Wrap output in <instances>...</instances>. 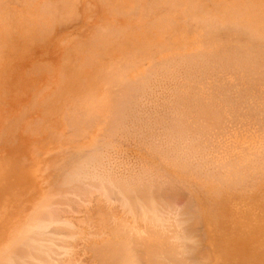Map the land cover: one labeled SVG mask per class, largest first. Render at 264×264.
<instances>
[{
	"label": "rangeland",
	"instance_id": "1",
	"mask_svg": "<svg viewBox=\"0 0 264 264\" xmlns=\"http://www.w3.org/2000/svg\"><path fill=\"white\" fill-rule=\"evenodd\" d=\"M156 1L153 0L152 1L150 0H0V255L1 256L5 251L9 250L8 248L11 247V245H13V244L10 245V242L13 243V240H11V234L13 232L11 231V233L9 234V229H10L9 221L14 219L13 227L14 228L16 227L19 231H21L23 226L26 223H28V221L30 222L29 220L30 217L32 216V214H34L33 212H35V210L39 207V205H40L39 209L40 210L42 209L41 210L42 212H48V211L50 213L52 212L51 214H53L55 217L54 218L55 221L54 222L52 221L53 223L51 222L50 225H48L47 228L45 229L46 232L43 236L48 238L47 240L44 241L47 243L44 242L43 243L49 245L48 247L51 250H53L49 252V255L50 257L53 258V260L55 259L53 263L54 262L56 263L58 261V264L60 262H61L60 264H100L98 258L95 256V254H93L95 253L94 251L95 249L92 250L94 251L92 252L90 249L91 247L89 246L88 243L92 245V243L95 244L97 241V244H100L101 238L104 236L105 238H102L101 243L105 244L104 242L105 241L108 242L107 240H109L107 239L108 237L107 235L112 236L111 234L108 233H113L114 229L118 227L119 229L115 230L114 233L119 234L121 229V233H120L121 236L122 233H124V231L125 233L123 234V236L125 234L128 235L129 233L128 228L133 227L134 224L137 225L139 223L138 227L137 226L135 227L137 230L139 228V231H137L138 233L140 232L141 229L143 230V228H145L144 226L146 225V223L145 222L142 223L143 220L140 214L142 213L143 210L142 211L140 210L141 211L140 212L138 210L140 206L136 204L138 198L137 197L135 198L134 194L137 192L138 194L139 193L141 194V193H145L146 191L148 195L150 194V196L153 197L159 194L155 198H158L160 196V198L158 199L160 200V202L162 203L164 202L163 209L166 208L168 209L169 212L167 211V209L163 211L164 215L162 214L161 211L160 212L164 217L169 215V217L171 218V221L169 220V225H171L172 223L175 225V223L177 222L176 221L177 218L179 220L188 219V222L185 221L184 225L189 226L190 228L191 226L190 224H192L194 215L197 212L196 210L198 211L200 210V212L202 211V214H204L209 221L213 222V220L215 219L218 220L220 216L219 214L215 213V209H217V206L225 205V203H229V202L241 203L244 208V214L247 213L256 214V212L258 215L261 213L264 214L263 213L264 212L263 210L264 209V184H263L264 178H262L264 177L263 174L264 173V165H263L264 164L263 163L264 162V157H263L264 156V151H263L264 150V144H263L264 143V124H263L264 122V116H263L264 115V107H263L264 106V97H263L264 47H263V43L261 45L258 44L261 43L260 41L261 38L262 41L264 39L263 36L264 35V30H263L264 0H192V1L174 0L175 2L173 4H171L173 2L172 0H171L172 2L170 0H158L159 1V2L157 1L158 3ZM162 1L163 2L166 1L167 3H163ZM168 1L171 2L170 6H168L169 4ZM200 1L203 7L202 5H199ZM188 2L190 4H188ZM247 2L248 4H246ZM154 3L157 6L154 5ZM175 4H177L178 6H176ZM243 4L245 6H243ZM197 5L201 6L200 8H197V10L199 9L198 13L195 12L197 11L196 10ZM247 5L248 7H246ZM154 6H156L157 8L156 7L154 8ZM194 6L196 7L194 8ZM150 7H152L153 9H151ZM236 7L239 8L237 9ZM205 9L207 10L208 14L207 12L203 14V11H205ZM215 9L217 11H215ZM253 17L255 19V22L254 20H252ZM212 18L214 19L213 22H212ZM208 20L210 23L206 22ZM223 20H226V22H224ZM230 20H232L234 23L231 22ZM215 21H216L215 23L216 26H214ZM227 21L230 22V24ZM223 22L224 24L227 23L229 25L231 24L236 25L237 23V26H239L238 27L239 31L243 28H244L243 30H246L247 26L248 27L252 26L248 28V31L251 30L252 28L250 34L252 33L255 34V36L258 35L260 36L259 33H261V36L263 37L260 36L256 38L254 36L256 39L255 42L253 41L252 43L254 37H252L251 34L250 37L252 38V40H250V43H248V41L245 40L247 41V44H245L243 41L245 37L242 36L243 31L241 30L242 31L241 35H239L236 33L238 32L237 31L238 29L235 26L231 28L229 27L230 28L229 29L226 27L228 26L227 24L225 25L226 29H223L222 26ZM206 24L210 25V27L213 24L210 30ZM110 25L112 27L115 26V28H111L113 29L112 32L111 29H107L106 27L108 26V28H110L111 27ZM240 25L242 26V28H240L241 27ZM220 26H222V28ZM233 28L235 29L233 30ZM255 28H258L257 31ZM106 29L110 30L107 33L108 34L107 36H109L110 34L109 38L105 36L106 33L105 34L103 33V32H107ZM114 29L116 31H114ZM253 29L254 31L257 32V34L253 31ZM235 30L236 32H234ZM231 33H235V34H231ZM100 34H101L100 38L97 39V37H99ZM250 34H248L247 36L249 37ZM240 36H242L241 39ZM102 38H104L105 40ZM221 38H225V39L220 40ZM237 38L239 39V41ZM257 39H259L260 42L257 41ZM160 40L162 41L164 40V41L163 42L161 41L159 43ZM226 43H228V45ZM215 44L218 45L216 46ZM240 45H242L245 48L242 49V46ZM215 47H217V49H215ZM233 48L239 50L242 49V50L237 51L236 49ZM252 49L255 51V53H253L254 51H252ZM258 49L260 52L258 51ZM235 50L237 53L235 52ZM207 51L209 52V54ZM203 52L206 58L204 57V55L203 57L206 60L203 59L202 62L204 61L208 62L207 59H209V57L207 56L211 54H213L211 55L212 57L210 56L211 59L216 58V60L220 59L219 57L221 56V54L222 57L224 55L227 56L223 57L224 61L222 57H221L222 60L220 61L219 60L216 61L214 59L216 64H214L215 63L214 60L210 59L209 62L210 61L212 62L210 63L208 62L209 66L207 65L208 63L207 64L202 63L201 65L199 64L201 62H198V60H201L202 57L201 54H203ZM238 52H240V54L242 53L241 56L240 54H238ZM243 52L246 54V56L249 55L248 57H246L248 59H244V61L248 60L247 63L242 62L243 60L242 57L245 58V54H243ZM198 53L199 56H201L200 59L199 56L197 58ZM233 53H235V55L236 54L239 55L241 58L239 56L237 57V55L236 56L234 55L235 56L234 58V56L232 55ZM186 54L188 56L196 55L195 57L197 58L196 64H198L197 66L200 65L201 68L195 66L197 67V69H195L194 65L196 60L195 61L192 60L194 62L193 66H192L193 63L189 62L190 59L187 60L185 58V60H183ZM258 55L260 56L258 57ZM216 56L219 57L217 58ZM179 57L182 58L181 65L178 64L179 61H181L179 60L180 59ZM195 58L191 57V59H195ZM253 58L255 59V62L258 61L260 65L258 63H254ZM230 59H232V61L234 62L230 61ZM222 61L223 63L226 61H230L232 63L226 62L223 65ZM235 61L239 67L236 68L237 66L234 65L235 66V67L233 66L234 70H232V65L233 63H235ZM163 62L164 64H162ZM183 62L185 64H183ZM187 62L189 64H187ZM229 63L232 65L231 67L228 66V68L230 67L232 71L227 67H225L226 64L230 65ZM167 64L169 65V68L165 66ZM220 64H222L225 67V70H223L224 67L221 68L222 65L220 67L221 69H218L219 68L218 66H220ZM246 64L250 66L252 65V68L255 69L250 68V66L248 67ZM253 64H257V67L254 66ZM182 65H184L185 67ZM186 65H188V67L191 66L190 68L194 67V69L197 70L196 73L193 68L192 70L190 68L187 69ZM206 65H207V69L215 65L216 67L214 66L212 68L216 70H213L211 68L210 69L216 72H213L211 70H209V72L206 71L207 70ZM240 65H245L244 68L246 69L243 68L244 73L248 69L247 72L249 73L246 72L247 75H244L242 69H240L242 73L238 71L239 68H242V66ZM163 66L168 68V70L163 68ZM124 67H126V69ZM202 67L205 68L206 70H204ZM108 68L112 73H108L109 72ZM198 68L201 71L203 69L204 72L199 74L200 70ZM249 68L255 71H252ZM185 69H187L186 71H188L189 69L191 71L185 73L184 72ZM117 70L119 71V73ZM251 71L254 72L251 73L252 76H250ZM231 72L232 73L234 72L236 74L232 75ZM260 72H263V74ZM106 75L108 76L106 77ZM224 75L226 76V78H224L225 77ZM229 75L231 78L229 77ZM213 76L216 81L213 79ZM235 76L238 78H235ZM240 76H241V81H243L244 85H242L243 83L241 81L240 84H238L240 80L239 79ZM221 78L224 82H222ZM249 78L250 80H248ZM251 78L253 79L255 78L254 81H252L253 79ZM261 78H263V80ZM228 80H230L229 81L230 84L228 83ZM257 80L262 82H259ZM135 81H137V83ZM139 81H141V84H139L140 83ZM199 81L201 84L199 83ZM128 82H130V84H127ZM215 82L218 83V85L214 84ZM258 82L260 86L257 85ZM186 83H188L189 85ZM221 83L223 84L221 85L222 87L220 86ZM124 84L127 85V87L128 85H130V87L131 85L132 86L133 85L137 86V84L139 85L136 88V91H132L134 94L132 93L130 94L131 96L128 97L130 99L128 98H126V100L124 99L127 96L126 94L125 97L123 95L124 94L123 91L127 89L126 87L124 90L125 87ZM250 84L253 87H251ZM261 85L263 87H261ZM231 86L232 87L234 86V88H232ZM236 86H238L237 90L235 89ZM215 87L217 90L215 89ZM129 89H135V88L132 87L128 88L127 89L128 92L130 91ZM209 91L210 93H208ZM225 91L226 92L229 91V92L226 93ZM248 91H249V95L247 94ZM92 93L94 96L92 95ZM218 93L221 94L219 95ZM231 94H233L234 96ZM88 95L89 98L87 99ZM90 96L93 98H91ZM258 96L261 98H259ZM247 98H249L250 100H248ZM214 99L216 101H214ZM244 99L246 100L244 101ZM256 99L258 102L256 101ZM117 100H119V102ZM260 100L263 103H261ZM81 101L83 102L81 103ZM219 101L223 103L221 104ZM243 102L244 103L246 102L247 104L246 103L244 104ZM256 102L258 104H255ZM230 104L232 108L230 107ZM260 104L263 106H261ZM115 105L117 106L116 108ZM120 106H121V111L119 112ZM92 107L95 109H93ZM203 107L205 109H203ZM220 107L223 109V113ZM181 108H183V110ZM92 109L94 110V112ZM201 109L203 110L201 111L202 113L200 112ZM167 110L169 113L167 112ZM114 111L115 113L118 112L119 114L117 113L118 115H116ZM78 113H80V115ZM258 113H261L260 116L258 115ZM81 115L83 116V118ZM89 116L92 118H89ZM113 117H115L116 119ZM216 117L219 118L217 119ZM78 118L80 120H78ZM86 118H88L89 122ZM172 119L173 122H171ZM182 123L183 124L186 123V124L183 125ZM112 124L113 126L114 125L116 126L109 127ZM180 126H182V128ZM122 127L125 128L121 129ZM161 127L163 129H160ZM172 129L173 132L170 131ZM210 131L213 133H211ZM168 133H170L171 135L170 134L168 135ZM171 136L172 138H170ZM166 139L168 140V142ZM155 147H157L158 149ZM179 151L182 152L180 153ZM87 152L89 154H86ZM177 152L179 153L177 154ZM81 153H83L84 155L83 158H85V154L87 156L90 155V157L94 156V160L93 159L90 160V166L91 165L92 166L91 169H88L89 173L88 171H86L87 172L86 175L80 176V178H82L81 180L77 176L79 180L75 179L76 177H74L73 180L68 178L67 180L69 182L66 181L67 183L62 185L59 182H56V181H60L58 180L60 178V176L58 175L60 171H63L66 168H70V166L72 167V165L75 162L74 160H78V158L82 157ZM204 153H206V155ZM174 154H176L177 156ZM248 154L250 155V157ZM256 154H258V158ZM165 156H167V158ZM172 157L174 159H172ZM205 157H207V159ZM259 158H261L263 162ZM242 159H244L246 162L243 161ZM247 159H249L250 162ZM252 160H254L255 162L253 163ZM231 161H233V164L231 163ZM251 161L254 164V167L258 169L257 172L256 169L252 167L253 164L251 163ZM219 162L222 165L220 167L218 165ZM221 162L225 163L226 165L222 164ZM236 162L237 165L238 164L239 165L235 167ZM99 163L102 165H99ZM213 163L214 165H212ZM250 163L251 165L249 166L248 164ZM229 164H232L231 166L234 165L233 167L235 168H232L230 166L232 168L231 170V168L228 167ZM240 164L243 167L245 166L244 168L247 170L244 171V168ZM257 165H260L258 167L261 168L259 169ZM90 166L88 164V167ZM212 166H213L212 168L213 170L211 169ZM239 166H241L239 168L240 171L244 172L245 174H247L246 172H250V169L252 170L253 168L255 171L254 170L251 171L250 172V174L252 173L251 175H253V173L255 172L259 175L260 174L259 172H261L263 176H261L260 174V176L257 177V174L255 173L254 174L255 177L252 176L251 179V175L249 173H248L249 175L247 174L245 176L241 174L242 172L238 173ZM246 166H248L249 169L246 168ZM58 167H60L61 169ZM104 167L106 168V170ZM219 168L220 169L222 168V172H220L221 170H218ZM223 168L224 169L226 168V170H224ZM95 169H97L98 171L97 170L95 171ZM216 169L218 170V173ZM228 169L231 172L229 173V175L227 174L228 175L227 176L225 172ZM233 169H235V171ZM261 169L263 171H261ZM229 170L226 173H228ZM202 171H204V173ZM96 172L98 173L97 175ZM141 172L143 173V175L139 174ZM235 172L237 173L234 176L235 178H233V173L235 174ZM147 173H149V175ZM203 174H205V176ZM219 174H222V176H220ZM102 175H106V176L109 175L108 177L110 178V180L108 177L106 176L103 177ZM122 175L125 178L124 180ZM145 175L149 177H147L146 180H143L145 179ZM152 175L155 177L153 178ZM242 175L243 178H241ZM62 176L63 175L61 174V177ZM130 176H132L133 179H135L134 182ZM135 176H137L138 180ZM217 176L219 177V179L222 177L221 179L222 181H224V183L221 182L220 179L219 183L222 184L221 185L217 184L218 183L216 180L218 178ZM236 176L239 177L238 178V181L240 180L239 182L235 180ZM98 177L102 179L101 180L102 184ZM119 177H121L122 182L123 181L124 182L122 183L121 180L120 181L115 180V181H117V183L121 182L120 184L123 185L124 183H126L127 178L130 179V181L127 180L128 184L127 183L125 184L127 185L126 188L124 187L125 190L122 188L126 193L122 191L121 189L122 186H120L119 183H118L119 185L118 187L120 189H117L118 188L117 186L116 188L114 187L117 184L114 185L113 183L112 185L114 186H112L109 183L112 178H113L112 181H114V179L119 180L120 179ZM215 177L217 178L215 179ZM227 177L230 178L226 180ZM244 177L245 178L249 177L250 180L249 178L245 179ZM232 179H234L236 182ZM70 180L72 182H70ZM136 181L139 185H141V187H139V185L135 183ZM138 181L142 183L145 187L142 186V184H140ZM142 181L143 182L145 181V183H143ZM232 181L235 182L237 185L233 184ZM85 182L88 183L89 187H87L88 185ZM132 182L134 184H132ZM225 182L228 186L232 184L231 186L234 187H228L225 184ZM94 183H98V184H94ZM99 183L100 185H102V188L104 190L105 189L107 190V192L105 190L106 194H104L101 191V186H99ZM128 185L130 186L129 187L130 189L128 188ZM131 185H133L132 186L133 192L131 190ZM54 186L56 187L58 186V188H56L57 190H55ZM226 186L228 188H226ZM62 187L63 189H61ZM78 187H80L81 189H78ZM155 187L157 189L159 187V190L155 189ZM52 188L55 191L54 190L51 191ZM84 188H86L87 190ZM224 188L226 189L225 192H224L225 190ZM68 189H70V193H68L69 192ZM114 189L117 190V193ZM126 189L129 190L127 191ZM148 189H150L151 191L147 192ZM79 190L81 191V193L79 192ZM85 190L87 191V194ZM88 190L93 194L90 193ZM118 190L125 193L122 195L123 196L125 195L127 198L129 197L128 198L129 200L131 197L132 200V201L130 200L131 203L135 202L134 204H136V207L133 208L132 210L136 209L137 210V211L135 210L136 214H138L137 212H139L138 219L141 218L140 220H138L137 218H133L134 217L133 215L135 214L133 215L131 214V216L133 217L130 216L129 212H131L132 207H130L129 212L126 211L128 209H126L125 206L122 205V203L125 204V202H127L126 205L127 204L129 205L130 202L129 200H127L126 197L125 199L127 201L124 202L121 199L120 197L121 194L118 192ZM49 191L51 194L49 193ZM74 191H76L75 194ZM214 191L216 192L214 193ZM218 191L220 194L218 193ZM152 193L153 195H151ZM154 193L156 195H154ZM216 193H218V195ZM117 194H120V196ZM127 194L129 196H127ZM138 194H136V196ZM144 195L143 197H146ZM103 197L105 198L103 199ZM132 197L137 200L134 201ZM161 199H163L164 201ZM245 203L248 207L245 205ZM214 204H216V206ZM44 205H47V207ZM128 205L126 207L129 208ZM161 206L163 207V204H161ZM256 206H258L259 208L261 207V209H258V207ZM168 207L170 208V210ZM29 208L31 209L29 210ZM45 208L48 209V211L47 210L45 211ZM142 208L144 207L142 206ZM163 209L161 208V210ZM227 209L228 210L224 209V211L232 210L230 204H228ZM135 211L133 212L135 213ZM233 211L235 212V210ZM123 212H125V214ZM167 212L168 214H166L165 216V213ZM196 214H197L195 216L196 219L194 221L199 220L198 219L199 213ZM135 217H137V215ZM132 218L138 221L135 220L134 222ZM35 219H38V217L37 218L34 217V220ZM129 222L132 223V225H129L130 224ZM165 222L167 221H164L163 223ZM116 224L117 227H115ZM173 224L169 226L170 229L172 228L171 229L172 231L174 228L176 229V227L178 226L177 223H176L177 226H174ZM201 225L203 226V224ZM201 225L199 224L198 226H200L199 228L203 229ZM215 225L217 226V229H220L219 224L215 223ZM123 226L125 229L123 228ZM195 226L198 227L196 224ZM121 227L123 228V230ZM175 229L174 232L176 231ZM193 229L195 230L196 228H194L193 226ZM201 229H200L201 231L200 233L196 231L195 232L199 233V235H201L200 237L203 239V235L201 234L202 233ZM165 231L166 230L164 229V233H167ZM190 231H192V229ZM67 232H69L68 233L69 235L67 234ZM144 233H145L144 237H146L145 235L147 234L146 232ZM228 235L229 234L227 233V231L223 233L218 232V237L220 239H222L223 236L228 237ZM23 236L27 237L25 234ZM141 236H143V234ZM24 237L23 239H25ZM200 237H198L199 239L195 238V240H200ZM21 238L22 236H20V239ZM112 238L115 239L114 236H112ZM118 238H120L119 235ZM20 239L18 241H20ZM104 239L106 240L103 241ZM202 239L201 241H199L200 243L197 242V245L198 243L203 244V246L202 245L201 246L204 250L205 246L204 243H201ZM228 240L231 239L228 238ZM18 241L15 242L16 245ZM21 242L22 241L18 243L19 247L21 245ZM95 245L93 247H96ZM106 245L108 244L106 243ZM99 246H101V244ZM199 248L201 247L199 246ZM23 249H26V247ZM196 250L198 249L196 248ZM200 250L198 251L201 252ZM198 251L197 253L199 254ZM203 252L205 253V250ZM5 253L7 254V252ZM201 253H200V257L201 256L203 257L204 255L203 253L202 254ZM200 259L201 258H199V260ZM197 260L198 259L196 258L195 261L198 264H200L198 262L199 260L198 261ZM201 263L208 264V261L204 259V261H202Z\"/></svg>",
	"mask_w": 264,
	"mask_h": 264
},
{
	"label": "bare ground",
	"instance_id": "2",
	"mask_svg": "<svg viewBox=\"0 0 264 264\" xmlns=\"http://www.w3.org/2000/svg\"><path fill=\"white\" fill-rule=\"evenodd\" d=\"M150 1H152V0H150ZM153 1H156V0H153ZM158 1V0H157ZM156 1V2H157ZM171 1V0H170ZM173 1V2H172ZM171 2H169V4H168V6H170V3L171 4H173L175 1L174 0H172ZM192 1V0H191ZM159 2V1H158ZM157 2V3H158ZM163 2V1H162ZM178 2H181V1H178ZM262 2V1H261ZM148 3V2H147ZM153 3V2H152ZM152 3H150V4H152ZM163 3H167L166 1L165 2H163ZM196 3V2H195ZM199 3V2H198ZM244 3V2H243ZM178 4V3H177ZM177 4H175L176 6H178ZM180 4H182V3H180ZM188 4H190L189 2H188ZM187 4V5H188ZM197 4V3H196ZM246 4H248V2L246 3ZM249 4H250V2H249ZM149 5V4H148ZM154 5H156L155 3H154ZM159 5V4H158ZM166 5V4H165ZM174 5V6H175ZM199 5H202V3H201V1H200V4ZM199 5H197V7L196 6H194V8L196 7V10H197V8H200L201 6H199ZM205 5V4H204ZM207 5V4H206ZM157 6V5H156ZM156 6H154V8L156 7ZM172 6V5H171ZM173 6V7H174ZM234 6V5H233ZM243 6H245L244 4H243ZM243 6H242V8H243ZM264 6V5H263ZM148 7V6H147ZM172 7V8H173ZM191 7V6H190ZM193 7V6H192ZM202 7H203V5H202ZM246 7H248V5L246 6ZM151 9H153L152 7H150ZM157 8V7H156ZM204 8H205V6H204ZM237 8V7H236ZM239 8V7H238ZM237 8V9H238ZM191 9V8H190ZM190 9H188V10H190ZM210 9V8H209ZM135 10V9H134ZM144 10H145V8H144ZM148 10H150V9H148ZM147 10V11H148ZM165 10V9H164ZM199 10V9H198ZM198 10L197 11H195V12H197L198 13ZM225 10H227V9H225ZM242 10V9H241ZM259 10V9H258ZM169 11V10H168ZM173 11V10H172ZM193 11V12H194ZM213 11H214V9H213ZM215 11H217L216 9H215ZM188 12V11H187ZM192 12V13H193ZM194 12V13H195ZM205 12H207V10L205 9V11H203V14H205ZM135 13V12H134ZM172 13V12H171ZM214 13V12H213ZM222 13H223V11H222ZM173 14V13H172ZM187 14V13H186ZM207 14H208V12H207ZM192 15V14H191ZM172 16V15H171ZM189 16H190V14H189ZM221 16V15H220ZM236 16V15H235ZM204 17V16H203ZM212 17H214V16H212ZM252 17V16H251ZM255 17V16H254ZM254 17L252 18V20H254V22H255V19H254ZM262 17V16H261ZM157 19V18H156ZM196 19V18H195ZM209 19V18H208ZM224 19H225V17H224ZM227 19V18H226ZM161 20V19H160ZM164 20H165V18H164ZM163 20V21H164ZM181 20V19H180ZM211 20V19H210ZM62 21V20H61ZM151 21V20H150ZM162 21V20H161ZM169 21V20H168ZM172 21V20H171ZM214 21V19L212 18V22ZM224 22H226V20H223ZM231 22H233L232 20H230ZM60 22V21H59ZM206 22H209V20L208 21H206ZM224 22H223V24H222V26H223V29H226V27L227 28H231V27H233V26H235L237 29H238V27L239 26H237V23H236V25L235 24H231V25H229L230 24V22H228L229 24H227L228 26H226L225 27V25L226 24H224ZM3 23V22H2ZM210 23V22H209ZM216 23V21L214 22V24ZM234 23V22H233ZM208 24V23H207ZM206 24V25H207ZM213 25V24H212ZM212 25H211V27H212ZM246 25V24H245ZM111 26V25H110ZM146 26V25H145ZM208 27H209V30H210V25H207ZM214 26H216V24L214 25ZM222 26H220L221 28H222ZM241 26V25H240ZM260 26H262V25H260ZM107 27V29H111V28H115V26H111L110 28H108V26H106ZM106 27H104V28H106ZM158 27V26H157ZM244 27V26H243ZM249 27H252V26H249ZM248 26H247V29L246 30H243V29H241L240 31H239V29L237 30L238 32H236V30L234 31V32H236L237 34H239V35H241V32L243 33V35L242 36H244L245 38H244V43L245 44H247V41H248V43H250V40H252V38L250 37L251 36V34H250V31L252 30V28H251V30H249L248 31V28H249ZM263 27H264V25H263ZM162 28V27H161ZM220 28V29H221ZM229 28V29H230ZM240 28H242V26L240 27ZM259 28H261V27H259ZM106 29V31L107 32H103L104 34L106 33V35L105 36H107L108 34V32L110 31V30H107ZM207 29V28H206ZM215 29V28H214ZM235 28H233V30H234ZM256 29V31H257V29L258 28H255ZM261 29H263V28H261ZM112 30L113 29H111V32H112ZM121 30V29H120ZM157 30V29H156ZM160 30V29H159ZM264 30V29H263ZM114 31H116L115 29H114ZM214 31V30H213ZM232 31V30H231ZM253 31H254V29H253ZM256 31H254L256 34H257V32ZM262 31V30H261ZM110 32V33H111ZM117 32H118V30H117ZM117 32H115V33H117ZM230 32V31H229ZM244 32H246V33H244ZM249 32V33H248ZM101 33V32H100ZM103 33H102V35H103ZM208 33V32H207ZM211 33V32H210ZM223 33V32H222ZM259 33V32H258ZM98 34V33H97ZM113 34V33H112ZM231 34H235V33H231ZM248 34H250L249 35V37L247 36ZM260 34V36H261V33H259ZM115 35V34H114ZM118 35V34H117ZM154 35V34H153ZM208 35V34H207ZM206 35V36H207ZM227 35V34H226ZM263 35V34H262ZM100 36H101V34L99 35V37H97V39L98 38H100ZM109 36H110V34H109ZM109 36H107L108 38H109ZM122 36V35H121ZM221 36V35H220ZM224 36H225V33H224ZM234 36V35H233ZM242 36H240V39H241V37ZM255 36V34H252V37H254ZM259 35L258 36H255L256 38H258V37H260ZM264 36V35H263ZM263 36H261V37H263ZM103 37H104V35H103ZM111 37H113V36H111ZM117 37V36H116ZM115 37V38H116ZM231 37V36H230ZM229 37V38H230ZM238 37V36H237ZM253 38L254 40H252V43H253V41L255 42V39L256 38ZM114 38V39H115ZM251 38V39H250ZM102 39H104V38H102ZM152 39V38H151ZM222 39H225V38H221L220 40H222ZM235 39V38H234ZM238 39V38H237ZM105 40V39H104ZM112 40V39H111ZM245 40H247V41H245ZM162 40H160L159 41V43L161 42ZM164 41V40H163ZM162 41V42H163ZM235 41V40H234ZM238 41H239V39H238ZM257 41H259V39H257ZM261 43H258L259 45H261L262 43H263V47H264V39H263V41H262V38H261ZM259 41V42H260ZM221 42V41H220ZM232 42V41H231ZM230 42V43H231ZM237 42V41H236ZM140 43V42H139ZM251 43V44H252ZM112 44V43H111ZM219 44V43H218ZM217 44V45H218ZM227 45H228V43H226ZM236 44V43H235ZM240 44V43H239ZM241 44H243V43H241ZM216 45V44H215ZM216 45V46H217ZM225 45V44H224ZM257 45V44H256ZM231 46H232V44H231ZM240 46H242V45H240ZM246 46V45H245ZM213 47V46H212ZM220 47V46H219ZM247 47H248V45H247ZM249 47H250V45H249ZM255 47V46H254ZM261 47V46H260ZM168 48V47H167ZM240 48V47H239ZM243 48H245V47H243L242 46V49ZM259 48V47H258ZM157 49V48H156ZM209 49V48H208ZM215 49H217V47H215ZM233 49H236V48H233ZM242 49H240V50H242ZM248 49H251V48H248ZM261 49V48H260ZM140 50V49H139ZM226 50V49H225ZM230 50V49H229ZM237 51H240L239 49H236ZM236 50H235V52H236ZM256 50V49H255ZM129 51V50H128ZM141 51V50H140ZM154 51V50H153ZM210 51V50H209ZM227 51V50H226ZM233 51V50H232ZM244 51V50H243ZM246 51H247V49H246ZM249 51V50H248ZM252 51H254L253 49H252ZM257 51V50H256ZM258 51H259V49H258ZM198 52V51H197ZM205 52V51H204ZM204 52H203V54H201V56L203 57V55H204ZM208 52V51H207ZM242 52V51H241ZM260 52V51H259ZM264 52V51H263ZM127 53V52H126ZM158 53V52H157ZM195 53V52H194ZM231 53V52H230ZM229 53V54H230ZM237 53V52H236ZM253 53H255V51L253 52ZM261 53H262V50H261ZM193 54V53H192ZM208 54H209V52H208ZM211 54V53H210ZM238 54H240V52H238ZM242 54V53H241ZM241 54H240V56H241ZM243 54H245L244 52H243ZM264 54V53H263ZM151 55V54H150ZM195 55V54H194ZM211 55H213V54H211ZM211 55H209V56H207V57H209V59H207L208 60V62H209V60L211 59ZM231 55V54H230ZM233 56L235 55V53H233L232 54ZM237 55V54H236ZM235 55V56H236ZM257 55V54H256ZM147 56V55H146ZM184 56V55H183ZM182 56V57H183ZM198 56H199V53H198V55H197V58H198ZM201 56H199V59H200V57ZM211 56V57H210ZM225 56V55H224ZM223 56V57H224ZM227 56V55H226ZM225 56V57H226ZM235 56H234V58H235ZM239 55H237V57H238ZM239 56V57H240ZM244 56V55H243ZM249 55H247L246 56V54H245V58L244 57H242V62H245V63H247L248 62V60H246V61H244V59H248V58H246V57H248ZM251 56V55H250ZM260 55H258V57H259ZM188 57V58H187ZM190 57V58H189ZM191 57H196V55L195 56H188L187 54L185 55V57H184V59L183 60H185V58L187 59V60H189L190 59V63L192 62L193 64H192V66L194 65V62L193 61H195V65H194V67L195 66H197L198 64H196V62H197V58H195V59H191ZM201 57V60H198V62H201V63H199V64H201L202 65V63H208V62H202L203 61V59L204 60H206L205 58H206V56L204 55V57L202 58ZM217 57V56H216ZM219 57V56H218ZM217 57V58H218ZM221 57H222V54H221V56L219 57L220 59H218L219 61L220 60H222L223 59V61H224V58L222 57V59H221ZM180 58V57H179ZM214 58V57H213ZM241 58V57H240ZM239 58V59H240ZM252 58V57H251ZM264 58V57H263ZM175 59V58H174ZM174 59H173V62H174ZM182 58H180L179 60H181ZM215 60H216V58H214ZM214 59H211V60H214ZM228 59V58H227ZM238 59V58H237ZM254 59V58H253ZM259 59H261V58H259ZM131 60V59H130ZM136 60V59H135ZM134 60V61H135ZM178 60V59H177ZM193 60V61H192ZM215 60H214V62H215ZM218 60H216V61H218ZM236 60V59H235ZM251 60V59H250ZM95 61V60H94ZM125 61V60H124ZM127 61V60H126ZM223 61H222V63H223ZM230 61H232V59H230ZM230 61H226V62H230ZM253 61V60H252ZM251 61V62H252ZM262 61V60H261ZM260 61V62H261ZM171 62V61H170ZM185 62V61H184ZM183 62V64H185ZM210 62H212V61H210ZM209 62V63H210ZM226 62H224L223 63V65L226 63ZM232 62H234V61H232ZM232 62H230V63H232ZM238 62V61H237ZM239 62H241V61H239ZM209 63L207 64L208 66H209ZM218 63V62H217ZM229 63V64H230ZM245 63H243V64H245ZM254 63H258V61H256L255 62V59H254ZM263 63V62H262ZM126 64V63H125ZM162 64H164V62L162 63ZM161 64V65H162ZM166 64V63H165ZM179 65H181L182 64V60L181 61H179V63H178ZM187 64H189L188 62H187ZM214 64H216V62L214 63ZM242 64V63H241ZM252 64V63H251ZM259 64V63H258ZM154 65V64H153ZM168 65V64H167ZM167 65H165L166 67H168L169 68V65L167 66ZM176 65V64H175ZM207 65H206V69H207ZM211 65H213V64H211ZM217 65H219V64H217ZM221 65L222 64H220V66H218L219 68L218 69H221V68H223L224 66L222 65V67H221ZM227 65V66H226ZM225 65V67H227L228 68V66H230L231 67V65L232 64H230V65H228V64H226ZM237 66L236 68H238L239 66H238V64L236 63V61H235V63H233V65H232V70H234L233 69V66ZM247 65V64H246ZM254 66H256L257 67V64H253ZM260 65V64H259ZM263 65V64H262ZM116 66V65H115ZM121 66V65H120ZM165 66H163V68H165V69H167L168 70V68H166ZM172 66V65H171ZM177 66V65H176ZM182 66H184V65H182ZM215 66V65H214ZM214 66H212V67H214ZM234 66V67H235ZM240 66H242V68H239V70L238 71H240L241 72V70L240 69H242V72H243V68H244V66L245 65H240ZM248 67L250 66V65H247ZM128 67V66H127ZM162 67V66H161ZM179 67V66H178ZM185 67V66H184ZM191 67V66H190ZM190 67H188V65H186V68L188 69V68H190ZM194 67H192L193 69H194ZM197 67H199V68H201L200 67V65L199 66H197ZM197 67H195V69H197ZM203 67H205V66H203ZM202 67V68H203ZM212 67H210L211 69H213ZM216 67V66H215ZM221 67V68H220ZM225 67H224V69L223 70H225ZM230 67L228 68V69H230ZM260 67V66H259ZM262 67V66H261ZM111 68V67H110ZM122 68V67H121ZM125 69H126V67H124ZM130 68V67H129ZM172 68V67H171ZM170 68V69H171ZM192 68H190L191 70H192ZM198 68V69H199ZM205 69V68H203L204 70H206V71H208L209 72V70H211V69ZM250 68H252V65L250 66ZM249 68V69H250ZM184 69V68H183ZM187 69H185L184 70V72L186 73V72H190L191 70L189 69L188 71H186ZM194 69V70H195ZM203 69H202V71L200 72L199 71V74L200 73H203L204 71H203ZM244 69H246V68H244ZM252 69H255V68H252ZM252 69H250V70H252ZM259 69V68H258ZM257 69V70H258ZM262 69V68H261ZM108 70H109V68H108ZM116 70V69H115ZM121 70V69H120ZM124 70V69H123ZM166 70V71H167ZM177 70V69H176ZM213 70H216V69H213ZM213 70H211V71H213ZM231 70V69H230ZM230 70H229V73H230ZM231 70V71H232ZM248 70V69H247ZM247 70L245 71V73H244V75H247L246 74V72H247ZM118 71V70H117ZM158 71V70H157ZM182 71V70H181ZM196 71L197 70H195V73H196ZM252 71H255V70H252ZM250 72V76H252L251 75V73H254V72ZM259 71V70H258ZM261 71V70H260ZM161 72V71H160ZM172 72V71H171ZM213 72H216V71H213ZM228 72V71H227ZM241 72V73H242ZM264 72V71H263ZM263 72H260V73H262L263 74ZM108 73H112V72H110V70H109V72ZM118 73H119V71H118ZM162 73V72H161ZM160 73V74H161ZM192 73V72H191ZM228 73V74H229ZM232 73V72H231ZM236 73H237V70H236ZM236 73H232V75L233 74H236ZM247 73H249V72H247ZM259 73V72H258ZM144 74V73H143ZM148 74V73H147ZM158 74H159V72H158ZM165 74V73H164ZM168 74V73H167ZM170 74H172V73H170ZM190 74V73H189ZM198 74V73H197ZM198 74V75H199ZM206 74V73H205ZM209 74V73H208ZM212 74V73H211ZM215 74V73H214ZM239 74V73H238ZM255 74H257V73H255ZM114 75V74H113ZM162 75V74H161ZM183 75V74H182ZM193 75V74H192ZM204 75V74H203ZM217 75V74H216ZM219 75H222V74H219ZM108 75H106V77H107ZM143 76V75H142ZM151 76H154V75H151ZM190 76V75H189ZM194 76V75H193ZM200 76V75H199ZM215 76V75H214ZM214 76H213V79H214ZM218 76V75H217ZM225 76V75H224ZM237 76V75H236ZM235 76V78H238V77H236ZM243 76V75H242ZM249 76V75H248ZM254 76V75H253ZM105 77V76H104ZM171 77V76H170ZM211 77H212V75H211ZM222 77V76H221ZM228 77V76H227ZM229 77H230V75H229ZM234 77V76H233ZM244 77V76H243ZM242 77V78H243ZM246 77V76H245ZM257 77H259V76H257ZM260 77H261V75H260ZM263 77H264V75H263ZM164 78V77H163ZM188 78V77H187ZM204 78V77H203ZM224 78H226V76L224 77ZM231 78V77H230ZM235 78H234V80H235ZM212 79V80H213ZM216 79H219V78H216ZM228 79V78H227ZM240 80H239V83L238 84H240V81H241V76H240V78H239ZM251 79H253V78H251ZM255 79V78H254ZM254 79L252 80V81H254ZM262 80H263V78H261ZM97 80V79H96ZM148 80V79H147ZM152 80H153V78H152ZM169 80V79H168ZM176 80V79H175ZM186 80V79H185ZM215 80V79H214ZM213 80V81H214ZM221 80H222V78H221ZM231 80V79H230ZM230 80H228V83H229V81ZM233 80V79H232ZM244 80H246V79H244ZM248 80H250V78L248 79ZM124 81V80H123ZM137 81H138V79H137ZM137 81H135L136 83H137ZM188 81V80H187ZM216 81V80H215ZM227 81V80H226ZM237 81V80H236ZM256 81V80H255ZM257 81H259V80H257ZM109 82V81H108ZM140 82V83H139ZM138 83L139 84H141V81H139ZM168 82V81H167ZM190 82V81H189ZM202 82H204V81H202ZM207 82V81H206ZM218 82V81H217ZM222 82H224L223 80H222ZM238 82V81H237ZM242 83H243V81H241ZM259 82H262V81H259ZM259 82L257 83V85H259ZM174 83V82H173ZM199 83H200V81H199ZM208 83H209V81H208ZM233 83V82H232ZM235 83V82H234ZM246 83V82H245ZM248 83V82H247ZM127 84H130V82H128ZM131 84H132V82H131ZM134 84V83H133ZM186 84H188V83H186ZM201 84V83H200ZM204 84V83H203ZM213 84V83H212ZM214 84H217L218 85V83H214ZM213 84V85H214ZM230 84V83H229ZM117 85V84H116ZM122 85V84H121ZM189 85V84H188ZM211 85V84H210ZM221 85H223L222 83L220 84V86ZM224 85H225V83H224ZM242 85H244V83L242 84ZM251 85V84H250ZM252 85H253V83H252ZM251 85V87H253ZM256 85V84H255ZM120 86V85H119ZM125 86V87H124ZM124 90H125V88L127 87V85H125L124 84ZM139 85L137 84V86H135V85H131V87L132 88H135V89H129L130 91V93L127 91V89L128 88H131L130 87V85H128V87H127V89L125 90V91H123L124 92V94H123V92H122V94L124 95V97H125V94L127 95L124 99L126 100V98H128V97H130L131 95L130 94H132L133 92L132 91H136V88L138 87ZM219 86V87H220ZM235 86V85H234ZM234 86L232 87V88H234ZM247 86V85H246ZM260 86V85H259ZM122 87V88H123ZM144 87V86H143ZM216 87H218V86H216ZM216 87H215V89H216ZM222 87V86H221ZM226 87V86H225ZM229 87V86H228ZM237 87L238 86H236L235 87V89L237 90ZM240 87V86H239ZM261 87H263L262 85H261ZM106 88V87H105ZM203 88V87H202ZM205 88V87H204ZM210 88V87H209ZM213 88V87H212ZM211 88V89H212ZM258 88V87H257ZM121 89V88H120ZM139 89V88H138ZM174 89V88H173ZM178 89V88H177ZM176 89V90H177ZM220 89H223V88H220ZM225 89V88H224ZM243 89H245V88H243ZM254 89V88H253ZM105 90V89H104ZM163 90V89H162ZM217 90V89H216ZM215 90V91H216ZM226 90H227V88H226ZM229 90V89H228ZM239 90V89H238ZM252 90V89H251ZM263 90V89H262ZM121 91V90H120ZM141 91V90H140ZM165 91V90H164ZM178 91V90H177ZM189 91V90H188ZM192 91V90H191ZM196 91V90H195ZM201 91V90H200ZM208 91V90H207ZM211 91V90H210ZM210 91L208 92V93H210ZM224 91V90H223ZM241 91V90H240ZM260 91V90H259ZM104 92V91H103ZM179 92V91H178ZM220 92V91H219ZM226 92V91H225ZM227 92H229V91H227ZM226 92V93H227ZM236 92V91H235ZM237 92H239V91H237ZM244 92V91H243ZM109 93V92H108ZM121 93V92H120ZM129 93V94H128ZM143 93V92H142ZM194 93V92H193ZM224 93V92H223ZM231 93H232V91H231ZM233 93H234V91H233ZM90 94V93H89ZM121 94V95H122ZM134 94V93H133ZM180 94V93H179ZM219 94V93H218ZM221 94V93H220ZM219 94V95H220ZM236 94V93H235ZM245 94V93H244ZM248 95H249V91H248V93H247ZM92 95H93V93H92ZM129 95V96H128ZM184 95V94H183ZM195 95V94H194ZM212 95V94H211ZM224 95V94H223ZM231 95H233V94H231ZM240 95V94H239ZM258 95V94H257ZM94 96V95H93ZM198 96V95H197ZM208 96H209V94H208ZM213 96H216V95H213ZM234 96V95H233ZM91 97V96H90ZM193 97V96H192ZM200 97V96H199ZM220 97V96H219ZM229 97V96H228ZM259 97V96H258ZM263 97H264V94H263ZM89 98V95H88V97H87V99ZM91 98H93V97H91ZM181 98V97H180ZM185 98V97H184ZM209 98V97H208ZM214 98V97H213ZM216 98V97H215ZM224 98V97H223ZM222 98V99H223ZM241 98H243V97H241ZM259 98H261V97H259ZM85 99V98H84ZM83 99V100H84ZM123 99V98H122ZM123 99V100H124ZM128 99H130V98H128ZM175 99V98H174ZM186 99V98H185ZM185 99H183V100H185ZM192 99V98H191ZM230 99H232V98H230ZM229 99V100H230ZM234 99H237V98H234ZM248 100H250L249 98H247ZM263 99V98H262ZM55 100V99H54ZM77 100V99H76ZM92 100V99H91ZM99 100V99H98ZM108 100V99H107ZM116 100V99H115ZM120 100V99H119ZM119 100H117L118 102H119ZM124 100V101H125ZM201 100H203V99H201ZM209 100V99H208ZM213 100V99H212ZM217 100H219V99H217ZM239 100V99H238ZM243 100V99H242ZM246 99H244V101H245ZM254 100V99H253ZM109 101H111V100H109ZM160 101V100H159ZM175 101V100H174ZM187 101V100H186ZM185 101V102H186ZM190 101V100H189ZM197 101V100H196ZM214 101H216L215 99H214ZM221 101V100H220ZM219 101V102H220ZM228 101V100H227ZM233 101H235V100H233ZM237 101V100H236ZM256 101H257V99H256ZM263 101V100H262ZM83 101H81V103H82ZM122 102V101H121ZM120 102V103H121ZM176 102V101H175ZM193 102H194V100H193ZM203 102V101H202ZM211 102V101H210ZM218 102V101H217ZM229 102V101H228ZM258 102V101H257ZM255 103V104H258V103ZM260 102H261V100H260ZM259 102V103H260ZM85 103V102H84ZM89 103V102H88ZM154 103V102H153ZM164 103V102H163ZM197 103V102H196ZM199 103V102H198ZM221 104L223 103V102H220ZM220 103H219V105H220ZM244 103V102H243ZM246 103V102H245ZM244 103V104H245ZM249 103V102H248ZM250 103H251V101H250ZM261 103H263V102H261ZM78 104V103H77ZM90 104H91V102H90ZM115 104V103H114ZM122 104V103H121ZM142 104V103H141ZM178 104V103H177ZM187 104V103H186ZM205 104V103H204ZM215 104V103H214ZM229 104V103H228ZM247 104V103H246ZM53 105V104H52ZM75 105V104H74ZM81 105V104H80ZM97 105V104H96ZM146 105V104H145ZM161 105V104H160ZM197 105V104H196ZM202 105V104H201ZM218 105V106H219ZM226 105V104H225ZM235 105V104H234ZM250 105V104H249ZM261 105V104H260ZM99 106H102V105H99ZM192 106V105H191ZM198 106V105H197ZM204 106V105H203ZM208 106V105H207ZM212 106V105H211ZM216 106V105H215ZM217 106V107H218ZM224 106V105H223ZM236 106V105H235ZM238 106V105H237ZM246 106V105H245ZM261 106H263V105H261ZM94 107V106H93ZM92 107V108H93ZM97 107V106H96ZM117 106L115 105V108H116ZM173 107V106H172ZM201 107V106H200ZM210 107V106H209ZM208 107V108H209ZM216 107V108H217ZM228 107V106H227ZM230 107L232 108V106H231V104H230ZM249 107H251V106H249ZM255 107V106H254ZM264 107V106H263ZM191 108V107H190ZM221 108V107H220ZM233 108H235V107H233ZM239 108H240V105H239ZM257 108V107H256ZM255 108V109H256ZM262 108V107H261ZM87 109V108H86ZM93 109H95V108H93ZM92 109V110H93ZM114 109V108H113ZM118 109V108H117ZM117 109H115V110H117ZM146 109V108H145ZM144 109V110H145ZM182 110H183V108H181ZM189 109V108H188ZM203 109H205L204 107H203ZM222 109V108H221ZM220 109V110H221ZM247 109V108H246ZM260 109V108H259ZM119 110V109H118ZM195 110V109H194ZM211 110H212V108H211ZM218 110V109H217ZM239 110V109H238ZM121 111V106H120V110H119V112ZM142 111H143V109H142ZM187 111V110H186ZM191 111H192V109H191ZM201 111H203L202 109L200 110V112ZM205 111V110H204ZM227 111V110H226ZM232 111H234V110H232ZM257 111V110H256ZM263 111V110H262ZM70 112V111H69ZM82 112V111H81ZM85 112H86V110H85ZM90 112H92V111H90ZM93 112H94V110H93ZM117 112V111H116ZM167 112H168V110H167ZM178 112V111H177ZM180 112V111H179ZM188 112V111H187ZM194 112V111H193ZM199 112V113H200ZM228 112V111H227ZM230 112V111H229ZM253 112H254V110H253ZM258 112H260V111H258ZM114 113H115V111H114ZM118 113V112H117ZM117 113H115L116 115H118ZM138 113V112H137ZM148 113V112H147ZM159 113V112H158ZM169 113V112H168ZM192 113V112H191ZM202 113V112H201ZM207 113V112H206ZM219 113V112H218ZM222 113H223V109H222ZM263 113V112H262ZM79 115H80V113H78ZM92 114V113H91ZM94 114V113H93ZM121 114V113H120ZM134 114V113H133ZM152 114V113H151ZM156 114V113H155ZM154 114V115H155ZM172 114V113H171ZM182 114V113H181ZM185 114V113H184ZM194 114V113H193ZM197 114H198V111H197ZM246 114V113H245ZM248 114V113H247ZM250 114V113H249ZM253 114V113H252ZM260 114L261 113H258V115L260 116ZM90 115V114H89ZM169 115V114H168ZM176 115V114H175ZM207 115V114H206ZM221 115V114H220ZM41 116V115H40ZM82 116V115H81ZM85 116H88V115H85ZM91 116V115H90ZM89 116V118H92V117H90ZM93 116V115H92ZM184 116V115H183ZM186 116V115H185ZM193 116V115H192ZM203 116V115H202ZM208 116V115H207ZM224 116V115H223ZM235 116V115H234ZM246 116V115H245ZM264 116V115H263ZM129 117H131V116H129ZM128 117V118H129ZM135 117V116H134ZM164 117V116H163ZM168 117V116H167ZM166 117V118H167ZM174 117H176V116H174ZM226 117V116H225ZM239 117V116H238ZM82 118H83V116H82ZM113 118H115V117H113ZM126 118H127V116H126ZM140 118V117H139ZM138 118V119H139ZM191 118V117H190ZM215 118V117H214ZM217 118V117H216ZM219 118V117H218ZM217 118V119H218ZM242 118V117H241ZM259 118V117H258ZM87 120H88V118H86ZM116 119V118H115ZM137 119V118H136ZM147 119V118H146ZM157 119H159V118H157ZM168 119V118H167ZM176 119V118H175ZM199 119H200V117H199ZM198 119V120H199ZM224 119V118H223ZM222 119V120H223ZM253 119H254V117H253ZM252 119V120H253ZM78 120H80L79 118H78ZM92 120V119H91ZM142 120V119H141ZM144 120V119H143ZM148 120V119H147ZM156 120V119H155ZM194 120V119H193ZM209 120V119H208ZM226 120V119H225ZM241 120V119H240ZM247 120H248V118H247ZM257 120V119H256ZM135 121H138V120H135ZM168 121H170V120H168ZM178 121V120H177ZM203 121H205V120H203ZM234 121V120H233ZM261 121V120H260ZM88 122H89V120H88ZM150 122V121H149ZM152 122V121H151ZM171 122H173V119H172V121ZM175 122V121H174ZM202 122V121H201ZM219 122V121H218ZM248 122V121H247ZM254 122V121H253ZM138 123V122H137ZM146 123V122H145ZM154 123V122H153ZM159 123V122H158ZM162 123V122H161ZM167 123V122H166ZM85 124H87V123H85ZM176 124V123H175ZM177 124H180V123H177ZM183 124V123H182ZM186 124V123H185ZM185 124H183V125H185ZM198 124V123H197ZM218 124V123H217ZM223 124V123H222ZM221 124V125H222ZM263 124H264V122H263ZM151 125V124H150ZM155 125H156V123H155ZM168 125V124H167ZM171 125V124H170ZM173 125V124H172ZM258 125H259V123H258ZM87 126V125H86ZM111 126H113V124L112 125H110L109 127H111ZM114 126H116V125H114ZM113 126V127H114ZM121 126H122V124H121ZM154 126V125H153ZM162 126V125H161ZM176 126V125H175ZM197 126V125H196ZM207 126V125H206ZM105 127V126H104ZM150 127V126H149ZM152 127V126H151ZM160 127V126H159ZM166 127V126H165ZM170 127V126H169ZM181 128H182V126H180ZM200 127V126H199ZM198 127V128H199ZM78 128V127H77ZM88 128V127H87ZM123 128H125V127H122L121 129H123ZM137 128V127H136ZM171 128V127H170ZM173 128V127H172ZM177 128V127H176ZM180 128V129H181ZM111 129V128H110ZM140 129V128H139ZM155 129V128H154ZM160 129H163L162 127L160 128ZM179 129V130H180ZM185 129V128H184ZM195 129V128H194ZM131 130V129H130ZM133 130V129H132ZM147 130V129H146ZM149 130V129H148ZM112 131V130H111ZM139 131V130H138ZM154 131V130H153ZM171 132H173V129L172 130H170ZM169 131V132H170ZM175 131V130H174ZM184 131V130H183ZM199 131V130H198ZM130 132V131H129ZM168 132V131H167ZM176 132V131H175ZM178 132V131H177ZM211 132V131H210ZM126 133V132H125ZM135 133V132H134ZM133 133V134H134ZM162 133V132H161ZM185 133V132H184ZM187 133V132H186ZM211 133H213V132H211ZM110 134V133H109ZM129 134V133H128ZM142 134V133H141ZM153 134V133H152ZM170 133H168V135H169ZM175 134V133H174ZM208 134V133H207ZM257 134V133H256ZM51 135V134H50ZM171 135V134H170ZM179 135V134H178ZM184 135V134H183ZM215 135V134H214ZM258 135V134H257ZM62 136V135H61ZM140 136H142V135H140ZM153 136V135H152ZM162 136V135H161ZM139 137V136H138ZM163 137V136H162ZM173 137H175V136H173ZM176 137H178V136H176ZM184 137V136H183ZM186 137V136H185ZM193 137V136H192ZM216 137V136H215ZM234 137V136H233ZM134 138V137H133ZM156 138H157V136H156ZM167 138V137H166ZM170 138H172V136L170 137ZM189 138V137H188ZM207 138V137H206ZM258 138V137H257ZM176 139H178V138H176ZM209 139V138H208ZM262 139V138H261ZM167 140V139H166ZM180 140V139H179ZM210 140V139H209ZM137 141V140H136ZM150 141V140H149ZM178 141V140H177ZM183 141V140H182ZM181 141V142H182ZM185 141V140H184ZM194 141V140H193ZM208 141V140H207ZM263 141V140H262ZM166 142V141H165ZM167 142H168V140H167ZM170 142V141H169ZM173 142H174V140H173ZM200 142V141H199ZM189 143H191V142H189ZM262 143V142H261ZM165 144V143H164ZM171 144V143H170ZM182 144V143H181ZM193 144V143H192ZM214 144V143H213ZM264 144V143H263ZM263 144H262V147H263ZM197 145V144H196ZM204 145V144H203ZM160 146V145H159ZM171 146V145H170ZM212 146V145H211ZM165 147V146H164ZM151 148V147H150ZM154 148V147H153ZM155 148H157V147H155ZM259 148V147H258ZM158 149V148H157ZM156 149V150H157ZM164 149V148H163ZM172 149V148H171ZM245 149H246V147H245ZM248 149V148H247ZM260 149V148H259ZM263 149V148H262ZM155 150V149H154ZM153 150V151H154ZM167 150H168V147H167ZM181 150V149H180ZM255 150V149H254ZM257 150V149H256ZM158 151V150H157ZM156 151V152H157ZM160 151V150H159ZM177 151V150H176ZM200 151V150H199ZM203 151V150H202ZM260 151H262V150H260ZM264 151V150H263ZM95 152V151H94ZM161 152H162V150H161ZM160 152V153H161ZM168 152V151H167ZM169 152H170V150H169ZM168 152V153H169ZM180 152V151H179ZM179 152H177V154L179 153ZM182 152V151H181ZM180 152V153H181ZM190 152V151H189ZM252 152H254V151H252ZM259 152V151H258ZM99 153V152H98ZM154 153V152H153ZM158 153V152H157ZM221 153V152H220ZM243 153H245V152H243ZM249 153V152H248ZM82 154V157H80V158H78V160H74L75 162H74V164L72 165V167L70 166V168H66V169H64L63 171H60V173L58 174L59 176H60V178L58 179V180H60V181H56V182H59L61 185L62 184H65V183H67V182H69L67 179L69 178V179H71V180H73L74 179V177H76L75 179H78V178H80V176H84V175H86V171H88V173H89V170L88 169H91V166H90V160L91 159H93L94 160V156H92V157H90V155H86V154H89L88 152L85 154V158H83L84 157V155H83V153H81ZM156 154V153H155ZM184 154V153H183ZM205 155H206V153H204ZM247 154V153H246ZM250 154V153H249ZM248 154V155H249ZM261 154H262V152H261ZM80 155V154H79ZM78 155V156H79ZM99 155V154H98ZM157 155H159V154H157ZM162 155H164V154H162ZM174 155H176V154H174ZM185 155V154H184ZM200 155V154H199ZM204 155V156H205ZM252 155V154H251ZM257 155V158H258V154H256ZM170 156V155H169ZM177 156V155H176ZM242 156V155H241ZM263 156V155H262ZM96 157H97V155H96ZM103 157V156H102ZM160 157V156H159ZM166 158H167V156H165ZM174 157V156H173ZM172 157V159H174ZM202 157V156H201ZM249 157H250V155H249ZM264 157V156H263ZM76 158V157H75ZM161 158V157H160ZM164 158V157H163ZM165 158V159H166ZM171 158V157H170ZM181 158V157H180ZM206 159H207V157H205ZM209 158H210V156H209ZM241 158V157H240ZM248 158V157H247ZM253 158H254V156H253ZM256 158V157H255ZM256 158V159H257ZM77 159V158H76ZM106 159V158H105ZM186 159V158H185ZM194 159V158H193ZM216 159V158H215ZM214 159V160H215ZM245 159V158H244ZM244 159H242L243 161H245ZM260 160H261V158H259ZM80 160V161H79ZM92 160V161H93ZM96 160V159H95ZM184 160V159H183ZM228 160V159H227ZM230 160V159H229ZM249 162H250V160L249 159H247ZM103 161V160H102ZM164 161V160H163ZM210 161V160H209ZM253 161V163L255 162L254 160H252ZM252 161H251V163H252ZM262 162H263V160H261ZM25 162H27V161H25ZM71 162V161H70ZM97 162V161H96ZM95 162V163H96ZM170 162V161H169ZM168 162V163H169ZM172 162V161H171ZM184 162V161H183ZM205 162V161H204ZM208 162V161H207ZM211 162V161H210ZM224 162V161H223ZM223 162H221L222 164H225V163H223ZM240 162V161H239ZM246 162V161H245ZM258 162H260V161H258ZM261 162V163H262ZM68 163V162H67ZM102 163V162H101ZM206 163V162H205ZM204 163V164H205ZM218 163V162H217ZM216 163V164H217ZM231 163L233 164V161H231ZM235 163V162H234ZM244 163V162H243ZM251 163L250 164H248L249 166L251 165ZM252 163V164H253ZM257 163V162H256ZM256 163H255V166H256ZM264 163V162H263ZM69 164H71V163H69ZM68 164V165H69ZM88 164H89V166L90 167H88ZM106 164V163H105ZM232 164H229V166L228 167H230ZM96 165V164H95ZM94 165V166H95ZM99 165H102V164H100L99 163ZM206 165V164H205ZM212 165H214V163L212 164ZM219 167L220 166H222L221 164H220V162H219ZM226 165V164H225ZM239 165V164H238ZM237 165V162H236V165H235V167L236 166H238ZM241 165V164H240ZM247 165V164H246ZM264 165V164H263ZM262 165V166H263ZM234 166V165H233ZM233 166H231L232 168H235V167H233ZM242 166V165H241ZM241 166H239L238 167V169L241 167ZM258 166H260V165H257V167ZM141 167H142V165H141ZM203 167V166H202ZM207 167V166H206ZM208 167H209V165H208ZM217 167V166H216ZM227 167V166H226ZM230 167V168H231ZM243 167V166H242ZM245 167V166H244ZM243 167V168H244ZM253 168H255L256 169V167H254V164H253V166H252ZM58 168H60V167H58ZM93 168V167H92ZM95 168V167H94ZM96 168H97V166H96ZM99 168V167H98ZM105 168V167H104ZM144 168V167H143ZM213 168V166L211 167V169ZM232 168H231V170H232ZM246 168H248V166H246ZM252 168V170L250 169V172L251 171H253L254 169ZM259 169L261 168V167H258ZM61 169V168H60ZM145 169V168H144ZM205 169V168H204ZM209 169V168H208ZM224 169V168H223ZM237 169V168H236ZM237 169V170H238ZM249 169V168H248ZM97 169H95V171H96ZM103 170V169H102ZM105 170H106V168H105ZM141 170V169H140ZM156 170V169H155ZM213 170V169H212ZM217 170V169H216ZM218 170H221L220 172H222V168L220 169H218ZM218 170H217V173H218ZM224 170H226V168L224 169ZM223 170V171H224ZM229 170V169H228ZM227 170V171H228ZM234 171H235V169H233ZM241 170H242V168H241ZM245 170H247V169H245L244 168V171ZM257 170L258 169H256V172H257ZM91 171V170H90ZM98 171V170H97ZM107 171H109V170H107ZM150 171V170H149ZM149 171H147V172H149ZM215 171V170H214ZM226 171V172H227ZM249 171V170H248ZM255 171V170H254ZM260 171V170H259ZM261 171H263L262 169H261ZM63 172V173H62ZM103 172V171H102ZM142 172H143V170H142ZM139 173V174H142L143 175V173ZM201 172V171H200ZM203 173H204V171H202ZM206 172V171H205ZM219 172V173H220ZM225 172V174L227 175H229V173L231 172L230 170H229V172L228 173H226ZM240 172H242V171H240V169L238 170V173H240ZM250 172H246L247 174L249 173L250 174ZM255 172V173H256ZM119 173V172H118ZM125 173V172H124ZM216 173V174H217ZM236 173L237 172H235V174L233 173V178H235L234 176L236 175ZM255 173H253V175H251V179H252V176H254V174ZM260 174H261V176H263V174L261 173V172H259ZM61 174L63 175L62 177H61ZM98 173L96 172V175H97ZM102 174V173H101ZM100 174V175H101ZM111 174V173H110ZM127 174V173H126ZM148 175H149V173H147ZM146 174V175H147ZM201 174V173H200ZM215 174V173H214ZM222 174H224V173H222ZM222 174H219L220 176H222ZM232 174V173H231ZM241 174H243L244 176L245 175H247V174H245L244 172H242ZM240 174V175H241ZM248 174V175H249ZM257 174V173H256ZM260 174L258 175L257 174V177L258 176H260ZM90 175V174H89ZM88 175V176H89ZM112 175V174H111ZM138 175V174H137ZM145 175V179H143V180H146V178L147 177H149V176H146ZM204 176H205V174H203ZM210 175V174H209ZM226 175H225V177H226ZM227 175V176H228ZM240 175H239V177H240ZM243 175H242V177L241 178H243ZM77 176H78V178H77ZM92 176H93V174H92ZM103 177L104 176H106V175H102ZM101 176V177H102ZM109 175H107L106 177H108ZM121 176V175H120ZM123 176V175H122ZM153 176V175H152ZM158 176V175H157ZM211 176H212V174H211ZM214 176V175H213ZM95 177V176H94ZM102 177V178H103ZM105 177V178H106ZM114 177V176H113ZM128 177V176H127ZM131 177V179H133V177L132 176H130ZM136 178H137V176H135ZM139 177V176H138ZM155 176H153V178H154ZM207 177V176H206ZM218 177V176H217ZM217 177H215V179L217 178ZM224 177V176H223ZM230 177H231V175H230ZM230 177H227V179L226 180H228V178H230ZM239 177H237L236 176V179L235 180H237L238 181V178ZM255 177V176H254ZM256 177V178H257ZM62 178H63V180H62ZM99 178V177H98ZM109 178V177H108ZM107 178V179H108ZM117 178V177H116ZM120 179L118 180V179H114V181L115 180H117V181H120L121 180V182H122V179H121V177H119ZM141 178V177H140ZM139 178V179H140ZM201 178H204V177H201ZM222 178V177H221ZM220 178V179H221ZM240 178V179H241ZM245 178V177H244ZM246 178H249V177H246ZM245 178V179H246ZM262 178H264V177H262ZM65 179V180H64ZM82 178H80V180H81ZM100 179V178H99ZM104 179V178H103ZM113 179V178H112ZM112 179H111V181L109 182V180H110V178H109V180H108V182L112 185L113 183H114V185L115 184H117V185H112V186H114L115 188H116V186L118 187L119 185H118V183L120 184L121 182H118L117 183V181H112ZM125 178H124V176H123V180H124ZM150 179H151V177H150ZM157 179V178H156ZM208 179V178H207ZM213 179V178H212ZM219 177L216 179L217 180V184H220L219 183ZM224 179V178H223ZM70 180V182H72ZM79 180V179H78ZM84 180V179H83ZM90 180V179H89ZM102 179H100V182H101V184H102V181H101ZM127 180L128 181H130V179L129 178H127ZM127 180H126V183L128 184V182H127ZM134 180L135 179H133V182H134ZM137 180H138V178H137ZM142 180V179H141ZM149 180V179H148ZM225 180V181H226ZM232 180H234V179H232ZM234 180V181H235ZM249 180H250V178H249ZM263 180V179H262ZM67 181V182H66ZM77 181V180H76ZM75 181V182H76ZM88 181V180H87ZM240 181V180H239ZM238 181V182H239ZM243 181V180H242ZM246 181V180H245ZM261 181V180H260ZM264 181V180H263ZM262 181V182H263ZM55 182V183H56ZM62 182V183H61ZM64 182V183H63ZM78 182V181H77ZM124 182V181H123ZM122 182V183H123ZM132 182V184H134ZM139 182V181H138ZM143 182V181H142ZM147 182V181H146ZM149 182H152V181H149ZM221 182H223L224 183V181H222V179H221ZM227 182V181H226ZM226 182H225V184H226ZM230 182V181H229ZM229 182H228V184H229ZM233 182V181H232ZM236 182V181H235ZM235 182H233V184H235V185H237ZM247 182V181H246ZM249 182V181H248ZM83 183V182H82ZM86 183V182H85ZM126 183H124V185L126 184ZM135 183H137V181L135 182ZM140 183V182H139ZM143 183H145V181L143 182ZM148 183V182H147ZM75 184V183H74ZM87 185H88V183H86ZM85 184V185H86ZM94 184H98V183H94ZM138 184V183H137ZM140 184H142V183H140ZM158 184V183H157ZM222 184V183H221ZM220 184V185H221ZM244 184H245V182H244ZM264 184V183H263ZM57 185H59V184H57ZM67 185V184H66ZM80 185V184H79ZM86 185V186H87ZM93 185V184H92ZM103 185H104V183H103ZM123 184H120V186H122L121 187V189L123 188L124 189V187L126 188L127 187V185H125L124 186ZM139 185V184H138ZM227 185V184H226ZM232 185V184H231ZM228 186V187H234V186ZM64 186V185H63ZM70 186H72V185H70ZM99 186H101V191L104 193V194H106V192H107V190H106V192H105V190L102 188V185H100V183H99ZM111 186V187H112ZM132 186L133 185H131V190H132V192H133V188H132ZM134 186H136V185H134ZM142 186H144L143 184H142ZM148 186V185H147ZM226 186V188H228ZM245 186V185H244ZM256 186V185H255ZM81 187V186H80ZM80 187H78V189H81ZM87 187H89V185L87 186ZM90 187H92V186H90ZM105 187V186H104ZM113 187V188H114ZM130 186L128 185V188H129ZM139 187H141V185H139ZM145 187V186H144ZM152 187V186H151ZM224 187V186H223ZM54 188H55V190H57L56 188H58V186L56 187V186H54ZM77 188V187H76ZM98 188V187H97ZM107 188V187H106ZM135 188H137V187H135ZM161 188V187H160ZM61 189H63V187L61 188ZM65 189V188H64ZM84 189H86V188H84ZM117 189H120L119 187L117 188ZM122 189V191L123 192H125L124 190ZM130 189V188H129ZM128 189V190H129ZM139 189V188H138ZM155 189H157L156 187H155ZM225 189V188H224ZM223 189V190H224ZM233 189V188H232ZM52 190H54L53 188L51 189V191ZM54 190V191H55ZM69 190V192L68 193H70V189H68ZM77 190V189H76ZM87 190V189H86ZM85 190V191H86ZM94 190V189H93ZM115 190V189H114ZM127 190V189H126ZM127 190V191H128ZM144 190V189H143ZM146 190H147V188H146ZM157 190H159V187H158V189ZM218 190V189H217ZM216 190V191H217ZM220 190V189H219ZM66 191V190H65ZM73 191V190H72ZM78 191V190H77ZM89 191V190H88ZM99 191V190H98ZM97 191V192H98ZM110 191V190H109ZM116 191V193H117V190H115ZM122 191H120V190H118V192L121 194V196H120V194H117V195H119L120 197H121V199L125 202V201H127V200H129L125 195L123 196L122 194H125V193H123ZM149 191H151L150 189H148V191L147 192H149ZM169 191V190H168ZM216 191H214V193L216 192ZM226 191V189L224 190V192ZM59 192V191H58ZM63 192V191H62ZM79 192L81 193V191L79 190ZM90 192V191H89ZM122 192V193H121ZM134 192H135V190H134ZM143 192V191H142ZM223 192V191H222ZM49 193H50V191H49ZM76 193V191H74V194ZM78 193V192H77ZM83 193V192H82ZM90 193H92V192H90ZM96 193V192H95ZM114 193V192H113ZM168 193V192H167ZM213 193V194H214ZM218 193H219V191H218ZM218 193H216L217 195H218ZM51 194V193H50ZM49 194V195H50ZM61 194V193H60ZM64 194H65V192H64ZM73 194V193H72ZM79 194V193H78ZM86 194H87V191H86ZM89 194V193H88ZM93 194V193H92ZM136 194H138V192L137 193H135L134 194V197L136 198H138V200L137 199H134L133 197V199H134V201L135 200H137V202H136V204L137 205H139L138 207V210L140 211H142V213L140 214L142 217V223H146V225L144 226L145 228H143V230L141 229L140 230V232L142 231H144V232H146V234L147 235H145L146 237H144V232L142 233L141 232V234H140V232L138 233L137 231H139V228H138V230L135 228L136 226L138 227V224L137 225H135L134 224V226L133 227H130V228H128V235L127 234H125L124 236H123V234L125 233V231H124V233H122V236H121V229H120V233L119 234H115L114 232H115V230H118L119 229V227L118 228H116V229H114V232L113 233H108V234H111L112 236H114L115 237V239L114 238H112V236H110V235H105L106 237H107V239H109V240H107L108 242H106L105 240L106 239H104L103 241H105L104 243L105 244H102L101 243V241H102V238H105L104 236L101 238V241H100V244H101V246H99L100 244H97V241H96V245L94 244V243H92V245L90 244V243H88L89 244V246L91 247L90 249H91V251L92 250H94L95 251V253H93V254H95V256L98 258V261L100 262V264H198L195 260H196V258L199 260V258H201L198 262L200 263V264H204V263H201L202 261H204V259L205 260H207L208 261V264H264V214H257V212H256V214H253V213H247V214H244V208H243V205L241 204V203H239V202H237V203H231V202H229V203H225V205H221V206H217V209H215V213L216 214H219L218 216H219V219L218 220H213V222H211V221H209L208 220V218L204 215V214H202V211L200 212V210L198 211V210H196L197 212L196 213H199V217H198V221L196 220V221H194L195 219H196V213H195V215H194V218H193V221H192V224H190L191 226H190V228H189V226H185L184 225V223H185V221L186 222H188V219L187 220H184V219H176V223L178 224V226H177V224L175 223V225L174 226H177L178 227V229H177V227H176V231L174 232V229H173V231L169 228V226H171V225H169V220L171 221V218L169 217V215H167L166 216V214H168V209H167V213H165V216L166 217H164L163 215V211L164 210H166V209H163L164 208V202L162 203V202H160V200L158 199V198H160V196L158 197V198H155L156 196H158V195H156L155 193H154V195H156L155 197H153V196H150V194L148 195V193H146V191H145V193H141L142 194V196H141V194L139 195H137L136 196ZM144 194H147V195H144ZM220 194V193H219ZM53 195V194H52ZM84 195V194H83ZM82 195V196H83ZM114 195V194H113ZM112 195V196H113ZM116 195V196H117ZM131 195H132V193H131ZM143 195L144 196H146V197H143ZM151 195H153V193L151 194ZM201 195V194H200ZM54 196V195H53ZM76 196H79V195H76ZM88 196V195H87ZM100 196H103V195H100ZM127 196H129L128 194H127ZM138 196H140V197H138ZM50 197V196H49ZM119 197V198H120ZM122 197H124V198H122ZM125 197L127 198V200L125 199ZM150 197V198H149ZM32 198V197H31ZM85 198V197H84ZM105 197H103V199H104ZM107 198V197H106ZM118 198V197H117ZM162 198V197H161ZM125 199V200H124ZM238 199V198H237ZM33 200V199H32ZM54 200V199H53ZM111 200V199H110ZM118 200V199H117ZM130 200H131V197H130ZM129 200V208L128 207H126L127 205H126V203L127 202H125V204L124 203H122V201H121V203H122V205H124L125 206V208L126 209H128V210H126L127 212H129V210H130V207H132L131 208V212H129L130 213V216H131V214L133 215V214H135V215H133V216H131V217H133V218H137L138 219V215H139V212H137L138 214H136V209H134V210H132L133 208H135L136 207V204H134L135 202H133V203H131V201ZM161 200H163V199H161ZM169 200V199H168ZM184 200V199H183ZM31 201V200H30ZM109 201V200H108ZM112 201V200H111ZM164 201V200H163ZM191 201V200H190ZM195 201V200H194ZM204 201V200H203ZM73 202V201H72ZM185 202V201H184ZM236 202V201H235ZM244 202V201H243ZM53 203V202H52ZM114 203V202H113ZM118 203V202H117ZM141 203H142V206L144 207V208H142V206H141ZM251 203H253V202H251ZM250 203V204H251ZM46 204V203H45ZM116 204V203H115ZM161 204H163V207L161 206ZM212 204V203H211ZM228 204H230L231 205V211H224V209H226V210H228L227 208H228ZM248 204V203H247ZM54 205V204H53ZM122 205H121V207H122ZM210 205V204H209ZM215 206H216V204H214ZM245 205H246V203H245ZM44 206H46L47 207V205H44ZM74 206V205H73ZM123 206V207H124ZM166 206H168V205H166ZM195 206V205H194ZM247 206V205H246ZM252 206V205H251ZM39 207H40V205H39ZM39 207L35 210V212H33L34 214H32V216L30 217V222L28 221V223H26L24 226H23V228H22V230L21 231H19L16 227L14 228L13 226V222H14V219H12L11 221H9L10 222V229H9V234L11 233V231L13 232L12 234H11V240H13V243L12 242H10V245L11 244H13V245H11V247H9L8 249H6V250H8V251H5V252H7V254L4 252L3 254H2V256L0 255V264H58V261L55 263H53V261H55V259L53 260V258L52 257H50V255H49V252H51V251H53V250H51L48 246L49 245H46V244H44V243H47V242H44L45 240H47V238L46 237H44L43 235L45 234V229L47 228V226L48 225H50V223L53 221H55V217H54V215L53 214H51L49 211H48V209H46L45 208V211L47 210L48 212H42L40 209H39ZM43 207V206H42ZM49 207V206H48ZM245 207V206H244ZM248 207V206H247ZM256 207H258V206H256ZM98 208V207H97ZM140 208H142V209H140ZM161 208L163 209V210H161ZM169 208V207H168ZM182 208V207H181ZM198 208V207H197ZM200 208V207H199ZM209 208V207H208ZM246 208V207H245ZM250 208V207H249ZM31 208H29V210H30ZM38 209H39V212H38ZM103 209V208H102ZM120 209V208H119ZM192 209H193V207H192ZM196 209V208H195ZM247 209V208H246ZM254 209V208H253ZM258 209H261V207L259 208L258 207ZM44 210V209H43ZM50 210V209H49ZM66 210V209H65ZM136 210V211H135ZM169 210H170V208H169ZM212 210V209H211ZM213 210H214V208H213ZM233 210H235V212L233 211ZM252 210V209H251ZM257 210V209H256ZM264 210V209H263ZM42 213H41V212ZM105 211V210H104ZM103 211V212H104ZM133 211H135V213L133 212ZM140 211V212H141ZM162 212V214H161V212ZM260 211V210H259ZM54 212V211H53ZM58 212V211H57ZM166 212V211H165ZM210 212V211H209ZM247 212H249V211H247ZM36 213V214H35ZM38 213V214H37ZM100 213V212H99ZM115 213V212H114ZM124 214H125V212H123ZM172 213V212H171ZM190 213V212H189ZM214 213V214H215ZM246 213V212H245ZM255 213V212H254ZM264 213V212H263ZM43 214V215H42ZM107 214V213H106ZM170 214V213H169ZM127 215V214H126ZM125 215V216H126ZM137 215V217H135ZM35 218H37L38 217V219H35L34 220V217ZM107 216V215H106ZM192 216V215H191ZM205 216V217H204ZM33 217V218H32ZM115 217V216H114ZM122 217V216H121ZM81 218V217H80ZM132 218V219H133ZM140 218V217H139ZM140 218V219H141ZM169 218V219H168ZM214 218V217H213ZM31 219H33V220H31ZM57 219V218H56ZM131 219V218H130ZM140 219H138V220H140ZM59 220H61V219H59ZM109 220H111V219H109ZM134 220V219H133ZM136 220V219H135ZM135 220H134V222H135ZM138 220H136V221H138ZM34 221V222H33ZM117 221V220H116ZM164 221H167V222H165V223H163ZM173 221V220H172ZM175 221V220H174ZM52 222V223H53ZM56 222H58V221H56ZM67 222V221H66ZM111 222V221H110ZM122 222V221H121ZM84 223V222H83ZM115 223V222H114ZM130 223V222H129ZM128 223V224H129ZM137 223V222H136ZM171 223V222H170ZM215 223L216 224H219V227H220V229H217V226L215 225ZM56 224V223H55ZM71 224V223H70ZM195 224L198 226L199 224L201 225V224H203V229H201V228H199L200 226H198V227H196L195 226ZM52 225V224H51ZM68 225V224H67ZM112 225V224H111ZM124 225V224H123ZM129 225H132V223H130ZM128 225V226H129ZM109 226V225H108ZM114 226V225H113ZM122 226V225H121ZM173 226V227H174ZM193 226H194V228H196L195 230L193 229ZM115 227H117V224H116V226ZM14 228V229H13ZM60 228V227H59ZM69 228H70V226H69ZM89 228V227H88ZM102 228H103V226H102ZM122 228V227H121ZM123 228H124V226H123ZM123 228H122V230H123ZM198 228H199V230H198ZM90 229V228H89ZM125 229V228H124ZM164 229L166 230L165 232H167V233H164ZM192 229V231H190ZM200 229L202 230V235H203V239L200 237L201 235H199V233L201 232L200 231ZM109 230H110V228H109ZM112 230V229H111ZM162 230H163V232H162ZM198 230V231H197ZM24 231H25V233H24ZM69 231V230H68ZM71 231V230H70ZM100 231V230H99ZM102 231V230H101ZM104 231V230H103ZM199 232V233H196V232ZM225 231H227V233L229 234L228 235V237L227 236H223L222 237V239H220L219 237H218V232L219 233H223V232H225ZM63 232V231H62ZM107 232H109V231H107ZM123 232V231H122ZM174 232V233H173ZM193 232H195V233H193ZM69 232H67V234H68ZM106 233V232H105ZM127 233V232H126ZM172 235H171V234ZM26 235L27 237H24L23 235ZM101 234H103V233H101ZM143 234V236H141ZM174 234V235H173ZM196 234H198V235H196ZM48 235V234H47ZM56 235V234H55ZM69 235V234H68ZM81 235V234H80ZM91 235V234H90ZM115 235H117V236H115ZM118 235L120 236V238H118ZM170 235H171V237H170ZM9 236V235H8ZM20 236H22V238L20 239ZM82 236V235H81ZM95 236V235H94ZM97 236V235H96ZM196 236V237H195ZM23 237L25 238V239H23ZM84 237V236H83ZM112 239H110V238ZM197 239L198 237H200V240H195V238ZM226 237H227V239H226ZM46 238V239H45ZM118 238V239H117ZM172 238V239H171ZM228 238H230L231 240H228ZM20 239V241H22L21 242V245H20V247H19V242L20 241H18ZM99 239V238H98ZM114 239V240H113ZM199 239V238H198ZM201 239H202V242L201 243H204V250H205V253L203 252L204 250H203V248H202V246H203V244H199L200 242L199 241H201ZM53 240V239H52ZM83 240V239H82ZM97 240V239H96ZM18 241V243H17V245H16V243L15 242H17ZM25 241V242H24ZM50 241V240H49ZM93 241V240H92ZM44 242V243H43ZM197 242H199L198 243V245H197ZM23 243V244H22ZM99 243V242H98ZM106 243L108 244V245H106ZM49 244H50V242H49ZM10 245H8V246H10ZM45 245V246H44ZM96 246V247H93V246ZM198 247H197V246ZM202 245V246H201ZM23 246H25L26 247V249H23V248H25V247H23ZM77 246V245H76ZM89 246H88V248H89ZM199 246L201 247V248H199ZM7 247V246H6ZM5 247V248H6ZM14 247V248H13ZM16 247V248H15ZM19 247V248H18ZM196 248L198 249V250H200L202 253H203V257L201 256L200 257V253L201 252H199L198 250H196ZM12 249H13V251H12ZM23 249V250H22ZM70 249V248H69ZM74 249V248H73ZM72 250V249H71ZM21 251V252H20ZM66 251V250H65ZM90 251V250H89ZM94 251H92V252H94ZM197 251L199 252V254L197 253ZM9 252V253H8ZM56 252H57V250H56ZM196 253V254H195ZM201 253V254H202ZM6 254V255H5ZM55 255V254H54ZM199 255V256H198ZM59 256V255H58ZM92 256V255H91ZM199 257V258H198ZM203 258V259H202ZM98 261H97V263H98ZM201 261V262H200ZM61 263V262H60ZM59 263V264H60Z\"/></svg>",
	"mask_w": 264,
	"mask_h": 264
}]
</instances>
